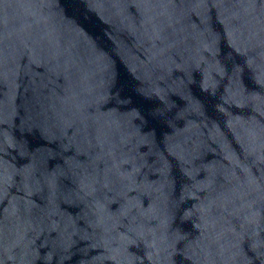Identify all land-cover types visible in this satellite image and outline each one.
<instances>
[{
	"label": "water",
	"instance_id": "95a60500",
	"mask_svg": "<svg viewBox=\"0 0 264 264\" xmlns=\"http://www.w3.org/2000/svg\"><path fill=\"white\" fill-rule=\"evenodd\" d=\"M0 264H264V0H0Z\"/></svg>",
	"mask_w": 264,
	"mask_h": 264
}]
</instances>
